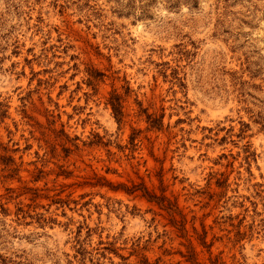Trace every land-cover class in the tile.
I'll use <instances>...</instances> for the list:
<instances>
[{
  "label": "rangeland",
  "instance_id": "obj_1",
  "mask_svg": "<svg viewBox=\"0 0 264 264\" xmlns=\"http://www.w3.org/2000/svg\"><path fill=\"white\" fill-rule=\"evenodd\" d=\"M0 264H264V0H0Z\"/></svg>",
  "mask_w": 264,
  "mask_h": 264
},
{
  "label": "trees",
  "instance_id": "obj_2",
  "mask_svg": "<svg viewBox=\"0 0 264 264\" xmlns=\"http://www.w3.org/2000/svg\"><path fill=\"white\" fill-rule=\"evenodd\" d=\"M111 107H112V111H113V114H114V117H115L117 123L120 124V122H121V110H120V107L117 104H114V103L111 104Z\"/></svg>",
  "mask_w": 264,
  "mask_h": 264
}]
</instances>
